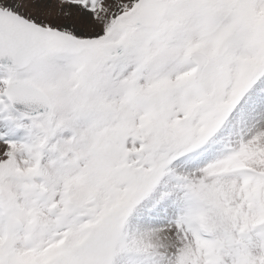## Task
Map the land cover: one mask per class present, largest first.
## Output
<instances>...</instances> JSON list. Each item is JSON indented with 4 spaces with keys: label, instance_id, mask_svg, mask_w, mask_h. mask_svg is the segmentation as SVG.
Returning a JSON list of instances; mask_svg holds the SVG:
<instances>
[{
    "label": "snow or ice",
    "instance_id": "obj_1",
    "mask_svg": "<svg viewBox=\"0 0 264 264\" xmlns=\"http://www.w3.org/2000/svg\"><path fill=\"white\" fill-rule=\"evenodd\" d=\"M0 264H264V0H0Z\"/></svg>",
    "mask_w": 264,
    "mask_h": 264
}]
</instances>
